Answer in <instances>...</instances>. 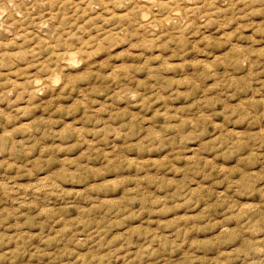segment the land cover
Masks as SVG:
<instances>
[{"label": "rangeland", "instance_id": "1", "mask_svg": "<svg viewBox=\"0 0 264 264\" xmlns=\"http://www.w3.org/2000/svg\"><path fill=\"white\" fill-rule=\"evenodd\" d=\"M135 1L0 0V264H264V0Z\"/></svg>", "mask_w": 264, "mask_h": 264}, {"label": "bare ground", "instance_id": "2", "mask_svg": "<svg viewBox=\"0 0 264 264\" xmlns=\"http://www.w3.org/2000/svg\"><path fill=\"white\" fill-rule=\"evenodd\" d=\"M133 1V0H132ZM135 1V0H134ZM142 1H145V0H142ZM177 2H178V0H176ZM182 1V0H181ZM180 0H179V4L178 3H176L175 5H176V8H178L179 9V7H177V6H179L180 5V2H181ZM185 1V0H184ZM209 1V0H208ZM136 2V1H135ZM173 2V1H172ZM183 2V1H182ZM181 2V3H182ZM142 2H140L139 4H141ZM145 3V2H144ZM147 3V2H146ZM153 3V2H152ZM161 3V2H160ZM169 3V2H168ZM167 3V4H168ZM174 3H175V1H174ZM174 3H172V4H174ZM135 4H138V2L137 3H134L133 4V6H134V8H135ZM164 4V3H163ZM171 4V5H172ZM144 5V4H143ZM153 5V4H152ZM152 5L150 6L151 8H152ZM154 5H156V4H154ZM160 5V4H159ZM165 5V4H164ZM10 6V5H9ZM166 6H168V5H166ZM170 6V5H169ZM136 7H138V6H136ZM154 7V6H153ZM174 7V6H173ZM133 8V7H132ZM166 8V7H165ZM164 8V9H165ZM171 8H172V6H171ZM137 9H139V8H137ZM148 9H149V6H148ZM153 9V8H152ZM163 9V8H162ZM173 9V8H172ZM171 9V10H172ZM159 10H161V9H159ZM174 10H175V8H174ZM161 12H162V10H161ZM165 12H166V10H165ZM172 12H173V10H172ZM172 12H170L171 14H172ZM168 13H166V15H167ZM175 14H177V12L175 13ZM173 15V14H172ZM168 16H170V15H168ZM166 17V16H165ZM170 18H174L173 16H171ZM130 19V18H129ZM144 19V18H143ZM169 19V18H168ZM164 20V19H163ZM162 20V21H163ZM170 20V19H169ZM166 21V20H165ZM151 23V22H150ZM164 23V22H163ZM72 56V55H71ZM72 59V58H71ZM74 60V59H73ZM74 62V61H73ZM70 68H71V66H70ZM56 79V78H55Z\"/></svg>", "mask_w": 264, "mask_h": 264}]
</instances>
